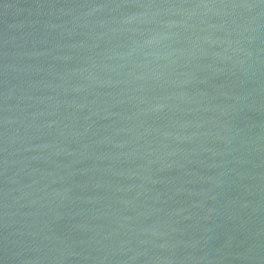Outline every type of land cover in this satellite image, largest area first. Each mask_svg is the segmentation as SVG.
<instances>
[{
	"label": "water",
	"instance_id": "1",
	"mask_svg": "<svg viewBox=\"0 0 264 264\" xmlns=\"http://www.w3.org/2000/svg\"><path fill=\"white\" fill-rule=\"evenodd\" d=\"M0 264H264V0H0Z\"/></svg>",
	"mask_w": 264,
	"mask_h": 264
}]
</instances>
